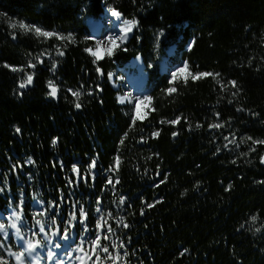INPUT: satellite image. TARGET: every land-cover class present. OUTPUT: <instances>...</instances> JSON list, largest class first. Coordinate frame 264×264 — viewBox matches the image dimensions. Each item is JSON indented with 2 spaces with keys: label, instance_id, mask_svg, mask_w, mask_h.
I'll use <instances>...</instances> for the list:
<instances>
[{
  "label": "trees",
  "instance_id": "obj_1",
  "mask_svg": "<svg viewBox=\"0 0 264 264\" xmlns=\"http://www.w3.org/2000/svg\"><path fill=\"white\" fill-rule=\"evenodd\" d=\"M113 10L135 20V31L97 62L85 51L95 49L87 21ZM21 22L73 39L12 27ZM139 55L152 99L144 120L124 113L109 81ZM166 58L218 75L172 80L161 71ZM256 141H264V0H0V210L32 196L55 204L54 214L82 203L108 237L107 264H264ZM74 166L87 177L78 188Z\"/></svg>",
  "mask_w": 264,
  "mask_h": 264
},
{
  "label": "rangeland",
  "instance_id": "obj_2",
  "mask_svg": "<svg viewBox=\"0 0 264 264\" xmlns=\"http://www.w3.org/2000/svg\"><path fill=\"white\" fill-rule=\"evenodd\" d=\"M98 22L100 23V29L93 36L95 40V49L93 51L97 52L102 47H105L104 50H106L109 47H112L113 49L112 55H113L117 50L123 48L125 44L123 45L120 39H116V44L118 45V47L115 45H110L108 37L111 36L113 38H119L121 32H124L123 31L125 27L124 20H119L115 18L112 15V13H109ZM131 34H132V31H131ZM132 35L130 36V38L132 37ZM170 54L171 56H173L172 52ZM91 56L95 59V61L99 62L100 59L106 58L109 55L105 51L104 55L100 59H97L92 54ZM184 65L185 63L181 65L175 64L169 58H166L161 63V69H162L161 71L164 74H168L173 80L172 73L178 72V70L183 68ZM130 68H128L125 71L118 70L117 72L111 73L109 76V81L115 90L120 91V92L122 91L121 94L119 95V104L127 108H130L129 110H125L124 113L129 114L131 112L135 118H137V116L139 115L140 117H143L142 120H144L147 117V113L150 108L149 106L151 103V99L150 101L145 100V97H149L145 89L144 90L142 89L143 91L135 90L137 91L136 93L134 89L129 88L128 85H126V77L128 75L130 76V75L135 74L134 69L131 66ZM189 73L190 72L187 68V70L183 73H180L175 80L187 79L190 76ZM121 99L123 100L125 99L123 103L120 102ZM141 101H144V102L141 103ZM9 227L11 226H6L4 231L2 232L7 233Z\"/></svg>",
  "mask_w": 264,
  "mask_h": 264
},
{
  "label": "snow or ice",
  "instance_id": "obj_3",
  "mask_svg": "<svg viewBox=\"0 0 264 264\" xmlns=\"http://www.w3.org/2000/svg\"><path fill=\"white\" fill-rule=\"evenodd\" d=\"M112 15H113V16H116V17L119 18L121 14H120L119 12L113 10V11H112ZM136 23H137V22H136L135 20H126V21H124L125 27H124L123 31L125 32V34L131 32L132 29H133V27L136 25ZM17 26H18L20 29L24 30L25 32H34L37 36H42V37H46V38H50V37H54V36H56V37H58L59 39H69V40L73 39L71 36H69V37L59 36L57 33L49 32V31H44V30H42L40 27H37V26H34V25H28V24L23 23V22L19 23V25H17V24H12V27H13V28H16ZM116 39H126V35H125V37H121V38H113V37L109 36V37H108V40H109L110 45H115V46L118 47V45L116 44ZM85 51L91 53V54H92L93 56H95L97 59H100V58H101L100 55H99V52H98V51H97V52H94L91 48L85 49ZM105 51L107 52V54H108L109 56H111V55H112V51H113V49H112V47H109V48H107ZM59 54H60V55H63L62 52L59 53ZM41 62H42V61H41ZM32 67H34V65H32ZM187 68H188V65L185 64L183 68H181V69L178 70V72H174V73H172L173 80H175V79L177 78V76H178L180 73L185 72V71L187 70ZM13 70H15V69H13ZM189 75H191V78H192L193 80H198V79H200L201 77H209V76L218 75V74H212V73H198V74H194V75H193V74L189 73ZM32 81H33V76H32V75H28V76H27V81H26V83L21 84L20 87H21V88L27 87V85H29V84L32 83ZM185 82H187V81L185 80ZM231 84H232L233 87H236V86H237L235 81H231ZM49 88H50L49 95H50L52 98H56V97H57V93H58V89H57L56 86H54L53 82H51V81H49ZM167 91H168L169 94H171V93L175 92L176 89H175V88H170V89H168ZM73 95L79 97V96H80V93H79V92H73ZM150 99H151L150 97H145V100H147V101H150ZM120 102L123 103L124 100L121 99ZM143 102H144V101H141V103H143ZM75 106H76L77 108H80V107H81V105H80L79 103H77ZM137 118L142 119L143 117H140V116L138 115ZM179 122H180V121H179V118H177V120L170 121V122H168V123L176 124V123H179ZM161 123H165V121H161ZM222 126H223V125H221V124H214V125H211L210 127L220 128V127H222ZM198 127H199V125H198ZM16 131L19 132L20 130L17 128ZM153 135L156 136V137H158V136L160 135V133H159V132H154ZM173 135H176V133H174ZM249 139H251V138H249ZM231 142H232V143H235V141H231ZM54 143H55V141H54ZM256 143H264V141H256ZM225 147H227V145H225ZM29 163H32V161H29ZM119 163H120L119 158H117V160H116V165L118 166ZM90 167H93V168L95 167V161H92ZM74 171L77 173V176L80 177L79 169L75 168V166H74ZM80 178L83 179L85 182L87 181V177H86V176H84V177H80ZM118 182H119V181L117 180L116 183H118ZM163 182H164V181H161V183H163ZM108 183H109V184H112V183H113V181H112L111 178H109ZM262 183H264V182H262ZM229 187H230V186H229ZM0 191H2V189H0ZM123 202H124V201H123V199H122V200H121V203H123ZM149 207H154V205H149ZM96 211L99 212L100 209L97 208ZM81 213H82V215H83L85 218H87V214L83 212V209H81ZM141 214H143V213H141ZM109 215H111V213H109ZM16 218L19 219V215H18V214H17V217H16ZM72 219H73V220L76 219L75 213H73ZM101 219H103V218H101ZM252 219L255 220L256 217L253 216ZM121 222H122V221H121ZM37 223L40 224V231L43 232V231H44V225H43L40 221H37ZM11 227H12V228H17L16 223L13 222L12 225H11ZM124 227H128V225H127V224H124ZM4 229H5V225H4L3 223H0V231H4ZM108 231H109V232L112 231V228H111L110 225L108 226ZM16 235H17V236L20 235V232H19V229H18V228H17ZM104 239H108V237L105 236ZM39 244H40V241H37L36 243H33L32 241L29 240V241L27 242L26 251H27L29 254H31L33 251L36 250V248H37V246H38ZM92 244H93L94 246H96V247H100V246H101V240H100V237L98 236L95 240H93V241H92ZM121 247H123V245H121ZM78 251L83 252V251H84L83 247H80V248L78 249ZM103 251H104L105 253H107V252L109 251L108 247H107V246H104V247H103ZM125 254L127 255V253H125ZM12 255H15V258H16V261L18 262V264H23L22 257H24V255H25L24 252H20V253H18V254L12 253ZM85 255H87V254H85ZM51 258H52V256L49 255V259H51ZM117 258H119V257H117ZM77 259H79V260L81 261V264H84V258H83V257H77ZM0 264H8V262H7V261H4L2 258H0Z\"/></svg>",
  "mask_w": 264,
  "mask_h": 264
},
{
  "label": "bare ground",
  "instance_id": "obj_4",
  "mask_svg": "<svg viewBox=\"0 0 264 264\" xmlns=\"http://www.w3.org/2000/svg\"><path fill=\"white\" fill-rule=\"evenodd\" d=\"M114 17L119 19V20H122L121 16L119 18L116 16H114ZM89 24H90L94 33H97L99 31V29H100V23L99 22L90 21ZM125 35H126V39H120L121 43H123V45L126 44L130 40L129 38L132 34H131V32H129L127 34H125L124 32H121L119 38L125 37ZM104 49H105V47H102L98 51L100 57H102L104 55V53H105ZM130 66L134 69L135 74L130 75V76L128 75L126 77V85H128L129 88H132V89L138 90V91L144 89L147 85L148 77H147V74H146V71L143 67L142 62L140 61V59H136V60L131 62Z\"/></svg>",
  "mask_w": 264,
  "mask_h": 264
},
{
  "label": "water",
  "instance_id": "obj_5",
  "mask_svg": "<svg viewBox=\"0 0 264 264\" xmlns=\"http://www.w3.org/2000/svg\"><path fill=\"white\" fill-rule=\"evenodd\" d=\"M99 75L101 76V78L103 79L104 75H103V72L102 71H99ZM58 94V93H57ZM261 165L264 167V158L261 162Z\"/></svg>",
  "mask_w": 264,
  "mask_h": 264
}]
</instances>
